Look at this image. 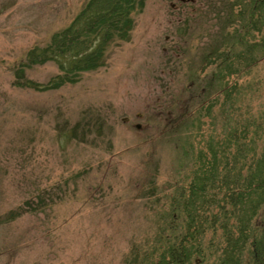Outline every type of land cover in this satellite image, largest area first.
Masks as SVG:
<instances>
[{
  "label": "rangeland",
  "instance_id": "374dc122",
  "mask_svg": "<svg viewBox=\"0 0 264 264\" xmlns=\"http://www.w3.org/2000/svg\"><path fill=\"white\" fill-rule=\"evenodd\" d=\"M94 1L0 0V264H153L210 148L219 170L223 157L243 163L238 138L243 154L264 151V0H130L119 34L70 81L64 60L32 49ZM215 189L200 215L225 201ZM208 225L183 264H264L251 244L229 261Z\"/></svg>",
  "mask_w": 264,
  "mask_h": 264
},
{
  "label": "trees",
  "instance_id": "16d2710c",
  "mask_svg": "<svg viewBox=\"0 0 264 264\" xmlns=\"http://www.w3.org/2000/svg\"><path fill=\"white\" fill-rule=\"evenodd\" d=\"M129 1L95 0V7L86 8L84 11L87 15L86 19L78 24L74 21L75 26H72L74 24L72 20L67 28L53 33L44 48L35 47L32 53H40L42 59L49 57L62 63L64 60L66 63L64 76L73 81L76 79V73L93 68L91 64L103 53L104 47L112 42L113 36L119 34L120 29L117 24L124 21L123 10ZM253 1L248 0L241 7H246ZM252 17L253 11L248 16V23L251 22ZM64 34H69L66 39L63 37ZM35 57H38V54ZM235 133L236 131H231L226 139L228 142H224L221 147L223 148L221 152H225L227 144L234 139ZM236 140L233 143L236 153L231 158L233 162L237 160L243 163L239 166H237L238 162L230 165L228 156L223 157L220 160L222 163L219 165L221 166L219 170L214 160L219 151H213L211 147L212 160L208 164H202L205 167L197 170L191 184L187 185L188 188H183L182 191L179 189L172 213H168V217L165 216L164 230H160L158 237L156 236L157 247L148 249V252L151 251L153 264H172V262L183 264L193 250L188 245L187 239L203 231L204 224H210L208 228H211L217 223L222 230L221 238L225 244L222 252L229 261L238 260L235 253L245 244H251L252 248L258 250L264 257V246L259 243L264 241V151L259 157H255V152L252 150L251 153V149H247L244 151L246 156H243L242 150H245L246 145L240 144V138ZM249 144L253 145V142L250 140ZM201 158L203 156L199 154L196 162L200 163ZM242 167L249 168V173L241 172ZM215 186H218L217 190L222 194V198L225 197V201L218 206L217 213L212 217L205 216L206 212L200 215L216 203L213 194L216 190ZM177 210L180 211V216L176 214ZM252 257H254L253 253Z\"/></svg>",
  "mask_w": 264,
  "mask_h": 264
}]
</instances>
